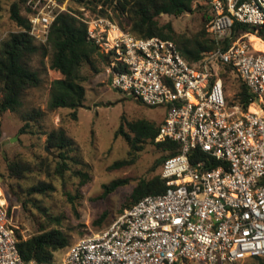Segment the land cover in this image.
I'll use <instances>...</instances> for the list:
<instances>
[{"label": "built area", "instance_id": "2783aa9c", "mask_svg": "<svg viewBox=\"0 0 264 264\" xmlns=\"http://www.w3.org/2000/svg\"><path fill=\"white\" fill-rule=\"evenodd\" d=\"M208 8L216 47L191 66L177 45L138 38L84 8L89 40L111 62L110 86L144 106L164 107L156 142L180 144L161 169L164 193L146 196L110 226L77 239L62 264H243L264 258V51L238 22L264 26V0H199ZM29 34L46 44L69 1L28 0ZM256 36V35H254ZM231 66L253 99L227 100L219 68ZM200 150L203 157L194 158ZM193 160V161H192ZM0 196V264H27ZM29 264H35L34 262Z\"/></svg>", "mask_w": 264, "mask_h": 264}, {"label": "rangeland", "instance_id": "374dc122", "mask_svg": "<svg viewBox=\"0 0 264 264\" xmlns=\"http://www.w3.org/2000/svg\"><path fill=\"white\" fill-rule=\"evenodd\" d=\"M16 1L18 0H0V44L11 33L19 31L10 18V7ZM97 8H103L111 16H115L109 6L100 4ZM207 14L210 11L206 7L194 3L190 13L179 17L162 15L159 20L161 24L171 23L178 34L194 37L206 30L207 37L212 38L208 32ZM247 38L251 39V35ZM47 48L49 55L46 58L37 55L30 61V67L40 72L42 85L25 92L18 112L0 114V194H3L7 210L9 208L10 224L16 227L24 239L41 233L43 228L49 226L48 219L42 212L45 210L51 217V228L56 223L54 227L61 228L72 244L80 237L110 226L124 213L121 211L122 205L127 202L137 182L160 173V165L152 171L160 153L151 144L145 145L143 151L134 155V163L122 165L123 161L133 157L129 156L130 146L124 135L119 133V128L123 125V131L128 133L127 122L140 119L159 125L166 116V109L144 106L135 98L113 89L105 70L94 75L88 68H84V75L90 79L87 83L85 107L77 111L78 120H73L71 111L67 109L50 113L47 106L55 73L51 69L52 50ZM222 73H226V69L220 66L219 75L224 82L226 97L232 103L241 81L233 72L227 73L225 78ZM33 109L45 112L44 118L40 125L33 123L27 133L22 134V115ZM58 127L65 128L75 141L77 149L72 155L79 158L81 165L71 162V168L63 177L53 175L48 179L36 165L39 164L38 157L44 159L50 156L53 169L57 153L46 150L48 146L42 132ZM13 161L30 164L31 173L27 172L20 179L11 177L8 163ZM78 172L87 175L88 179L78 175ZM125 179L129 181L126 185L105 193L106 187L112 182ZM43 180H51V190L45 194L27 195L32 185ZM83 181L85 182L82 183ZM15 193L20 197L19 200ZM66 252L67 248L56 252L53 264H62Z\"/></svg>", "mask_w": 264, "mask_h": 264}, {"label": "trees", "instance_id": "16d2710c", "mask_svg": "<svg viewBox=\"0 0 264 264\" xmlns=\"http://www.w3.org/2000/svg\"><path fill=\"white\" fill-rule=\"evenodd\" d=\"M27 1L18 0L11 5L10 18L16 23L19 31L11 33L0 44V114L9 111L18 112L22 106V98L25 92L42 85L41 74L38 70L30 67V61L37 55L46 58L49 55L47 47H50L52 50L51 69L55 73V77L51 81L50 100L47 109L50 113L59 109L70 110L71 118L78 120L77 111L85 107L87 83L90 79L87 75H84V68H88L92 74L98 75L106 70L107 65L111 62L110 58L103 55L89 40L87 27L78 18V16H83L81 8L116 21L122 30L130 32L138 38L158 37L174 42L183 58L191 66L202 60L206 52L216 47V41L207 37L206 30L200 32L197 36L187 37L178 34L171 23L161 24L159 20L162 15L179 17L190 13L193 11L194 3H198L200 7H206L200 4L199 0H68L70 9L77 16L69 13L61 14L51 26L46 44L37 43L29 34L30 24L25 13ZM58 1L63 3L67 0ZM100 4L111 7L115 16H111L103 8L98 9L97 7ZM210 19L211 14H207L208 23ZM241 33L254 34L264 42V26L257 28L236 22L233 25L232 36L236 38ZM224 67L226 73H222L223 78L229 72L235 73L231 66ZM252 99L253 96L241 81L234 102L247 108ZM44 115L45 112L39 109H33L23 114L21 119L24 126L21 133H27L33 123L40 125ZM162 122L159 125L145 119L127 122L128 133L123 131V125L119 128V133L124 135L130 146L129 156L133 157L131 160L123 161L122 165L134 163L136 159L134 155L143 151L144 146L147 144L153 145L160 153L156 165L152 168V171H154V168L160 165V173L151 178L140 179L137 182L127 202L122 205V212L130 209L146 196L164 193L167 188L166 180L161 177V169L167 158L176 156L179 153L180 144L171 140L155 141ZM42 134L46 137L45 142L48 148L57 153L55 157L56 164L53 169L51 168V160H49L50 156H46L44 159L38 157L39 164L36 165L46 174L48 179H51L53 175L63 177L66 171L71 168V162L81 165L79 158L72 155L77 147L65 128H50ZM203 156L200 150H196L193 159ZM8 171L11 177L20 179L27 172L30 171L31 173V166L25 162L13 161L8 163ZM79 174L87 177L82 172H78ZM128 182L126 179L114 181L106 187L105 193H110ZM51 188V180H43L32 185L28 189L27 195L45 194ZM14 195L18 200L20 199L16 193ZM7 212L9 216V208ZM42 212L48 219L49 226L43 228L40 231L41 233L24 239L16 230L18 251L27 264L32 262L35 264H53L55 253L71 245L69 236L61 228L54 227L57 225L56 223H53L51 228V217L45 210H42ZM105 216L104 214L103 218ZM250 261L252 263H249ZM243 264H264V258L250 259Z\"/></svg>", "mask_w": 264, "mask_h": 264}, {"label": "bare ground", "instance_id": "6f19581e", "mask_svg": "<svg viewBox=\"0 0 264 264\" xmlns=\"http://www.w3.org/2000/svg\"><path fill=\"white\" fill-rule=\"evenodd\" d=\"M251 41L254 43V45L256 46V48H258V49L264 51V42H262L261 39H257L254 35H252V36H251ZM0 193H2V192L0 191ZM1 195H2V194H0V196H1ZM2 203L4 204L5 201L2 200Z\"/></svg>", "mask_w": 264, "mask_h": 264}, {"label": "water", "instance_id": "95a60500", "mask_svg": "<svg viewBox=\"0 0 264 264\" xmlns=\"http://www.w3.org/2000/svg\"><path fill=\"white\" fill-rule=\"evenodd\" d=\"M0 93H1V89H0ZM13 141H15V140H11V142H13ZM46 150L48 151V150H49V148H48V147H46Z\"/></svg>", "mask_w": 264, "mask_h": 264}, {"label": "crops", "instance_id": "0c3cea01", "mask_svg": "<svg viewBox=\"0 0 264 264\" xmlns=\"http://www.w3.org/2000/svg\"><path fill=\"white\" fill-rule=\"evenodd\" d=\"M263 42V41H262Z\"/></svg>", "mask_w": 264, "mask_h": 264}]
</instances>
